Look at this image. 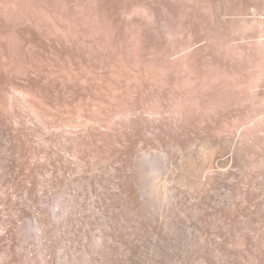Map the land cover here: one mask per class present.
Segmentation results:
<instances>
[{"label":"rangeland","instance_id":"obj_1","mask_svg":"<svg viewBox=\"0 0 264 264\" xmlns=\"http://www.w3.org/2000/svg\"><path fill=\"white\" fill-rule=\"evenodd\" d=\"M263 43L264 0H0V264H264Z\"/></svg>","mask_w":264,"mask_h":264},{"label":"bare ground","instance_id":"obj_2","mask_svg":"<svg viewBox=\"0 0 264 264\" xmlns=\"http://www.w3.org/2000/svg\"><path fill=\"white\" fill-rule=\"evenodd\" d=\"M263 45H264V43H263ZM262 67H263V75H264V65H263ZM257 77H258V76H257ZM252 79H254V78H252ZM255 79H256V78H255ZM257 79H258V78H257ZM252 81H254V80H252ZM250 83H252V82H250ZM252 84H253V83H252ZM249 85H251V84H249ZM259 118L264 119V111L255 114L254 117L248 119L247 123L253 122V121H255L256 119H259ZM210 158H211V159H215V158H216L213 152L211 153ZM231 160H233V156H229L228 161H231ZM191 168L194 169L195 171H197V172H196V174H197V178H199V180H200V178L202 177V175H203V173H204V172H203V169H204L203 166H199V167H195V166H192V167H191V166H190V169H191ZM192 169H191V170H192ZM176 230H178L177 227H176Z\"/></svg>","mask_w":264,"mask_h":264}]
</instances>
